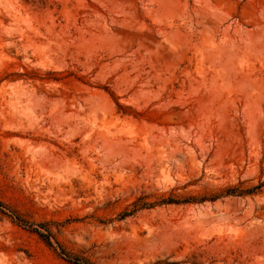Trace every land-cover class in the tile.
I'll list each match as a JSON object with an SVG mask.
<instances>
[{
	"label": "rangeland",
	"instance_id": "rangeland-1",
	"mask_svg": "<svg viewBox=\"0 0 264 264\" xmlns=\"http://www.w3.org/2000/svg\"><path fill=\"white\" fill-rule=\"evenodd\" d=\"M72 258L264 264V0H0V264Z\"/></svg>",
	"mask_w": 264,
	"mask_h": 264
},
{
	"label": "trees",
	"instance_id": "trees-1",
	"mask_svg": "<svg viewBox=\"0 0 264 264\" xmlns=\"http://www.w3.org/2000/svg\"><path fill=\"white\" fill-rule=\"evenodd\" d=\"M239 192V193H238ZM240 194V191H237L236 189L233 188H228L222 191V193L220 194L221 196H228V195H234V194ZM218 197L217 196H213V197H201V198H197V197H186V198H178L175 197L173 195H170L168 197H162L157 204H179V203H201L204 201H215ZM152 204L148 203V202H144L139 201L138 203H135L133 205V209L130 212H134L140 208H148L151 207ZM128 214V213H127ZM126 216V215H124ZM43 237V235H40ZM47 241V239H46ZM48 242V241H47ZM62 254H64L62 252ZM73 263L74 264H90L87 261L81 260V259H76V258H72Z\"/></svg>",
	"mask_w": 264,
	"mask_h": 264
}]
</instances>
